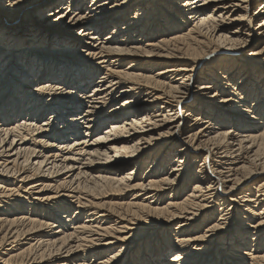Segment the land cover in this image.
Instances as JSON below:
<instances>
[{
	"label": "bare ground",
	"instance_id": "bare-ground-1",
	"mask_svg": "<svg viewBox=\"0 0 264 264\" xmlns=\"http://www.w3.org/2000/svg\"><path fill=\"white\" fill-rule=\"evenodd\" d=\"M0 264H264V0H0Z\"/></svg>",
	"mask_w": 264,
	"mask_h": 264
},
{
	"label": "rangeland",
	"instance_id": "rangeland-1",
	"mask_svg": "<svg viewBox=\"0 0 264 264\" xmlns=\"http://www.w3.org/2000/svg\"><path fill=\"white\" fill-rule=\"evenodd\" d=\"M84 8H85V7H84ZM46 11H47V9L44 10V12H46ZM39 15H40V14H38V16H39ZM110 31H111V29L108 28L107 30L104 31L103 35L106 36ZM21 117H22V116H21ZM169 193H170V192H169ZM130 196H131V195H130ZM74 207H76V206H74ZM69 214H71V216L74 215L73 213H69ZM215 216H216V215H215ZM211 220H213V219H210L209 221L211 222ZM206 224H207V223H206ZM206 224H204V225H206ZM170 225H171V224H169L168 226H170ZM168 226H167V227H168ZM152 227H153V226H152ZM164 227H165L164 224H160L159 227H158V225H157L156 228H159V231H160V232L157 233L158 235L156 234L157 236L162 235L163 230H164ZM153 228H154V227H153ZM165 228H166V227H165ZM160 229H161V230H160ZM166 231H168V230H166ZM161 232H162V233H161ZM199 234H200V233H198V234H196V235H199ZM157 236H156V237H157ZM156 237H154L153 240H154ZM141 243H143L142 240H139L137 244L132 243V244H131L132 249H134V248L136 247L137 249H134V250H135V251L138 250V249L140 248V246H141V245H140ZM138 247H139V248H138ZM128 252H129V251H128ZM168 254H169V255H168V258H169V256H170L171 254H170V253H168ZM165 255H166V254H165ZM81 256H83V253H82ZM165 258H167V256H166Z\"/></svg>",
	"mask_w": 264,
	"mask_h": 264
}]
</instances>
